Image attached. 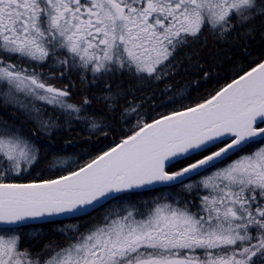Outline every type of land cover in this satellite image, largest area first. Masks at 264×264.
<instances>
[{
    "label": "snow or ice",
    "instance_id": "6c2138e0",
    "mask_svg": "<svg viewBox=\"0 0 264 264\" xmlns=\"http://www.w3.org/2000/svg\"><path fill=\"white\" fill-rule=\"evenodd\" d=\"M257 17L264 0H0V100L42 134L60 127L49 107L101 126L86 95L73 101L58 86L69 72L85 88L103 83L110 110L132 92L114 89L115 77L141 91L165 84L160 105L128 101L120 115L132 127L118 143L83 165L50 167L64 173L55 178L27 179L35 133L0 119V264H264V60L191 105L166 83L206 32L251 33ZM59 216L90 219L58 229L62 242L40 252L23 246L29 221Z\"/></svg>",
    "mask_w": 264,
    "mask_h": 264
},
{
    "label": "trees",
    "instance_id": "16d2710c",
    "mask_svg": "<svg viewBox=\"0 0 264 264\" xmlns=\"http://www.w3.org/2000/svg\"><path fill=\"white\" fill-rule=\"evenodd\" d=\"M193 50L198 55L193 57L191 63L185 61L179 74L173 80L166 82L172 84L175 89L169 95H175L177 98L186 96L187 99H183L181 104L187 105L198 102L229 81L238 68H247L264 60V17H257L254 31L251 33L241 34V31L237 29L225 40H219L206 32L199 42L185 51L191 55ZM197 63L199 67H195ZM205 72L209 76L207 80L204 79ZM111 82L114 89L117 86L125 92L132 89L126 98L119 100V106L115 110H110L102 100L98 99L103 94V83L85 88L81 85L78 76L71 72L58 82V86H67L72 89L73 101L81 99L76 93H83L88 97L91 103L87 112L101 125L98 129H92L86 122L66 118L49 107L46 109V118L51 116L60 127L53 130L50 135H44L23 111L13 105H4L0 100V119L16 124L26 134L35 133L40 155L33 167L24 174L28 180L55 178L64 173L49 171L50 167L83 165L100 152L118 143L132 127L131 123H123L120 115L122 109L128 106V101H135L137 97L151 96L153 105L164 102L159 99L164 95V83L146 85L141 91L126 76L115 77ZM72 85L75 87L72 88ZM181 104L154 108L152 116L178 109ZM152 194L145 191L143 196L147 198ZM138 196L140 197V194H133L131 198H139Z\"/></svg>",
    "mask_w": 264,
    "mask_h": 264
},
{
    "label": "flooded vegetation",
    "instance_id": "af4514ba",
    "mask_svg": "<svg viewBox=\"0 0 264 264\" xmlns=\"http://www.w3.org/2000/svg\"><path fill=\"white\" fill-rule=\"evenodd\" d=\"M98 211L92 212L91 216L98 215ZM89 219L90 216H81L79 218H55L42 222H29L21 229L23 233L22 244L23 246L32 249L34 252H40L46 244L62 242V237L60 236L58 229L74 223L83 224Z\"/></svg>",
    "mask_w": 264,
    "mask_h": 264
},
{
    "label": "water",
    "instance_id": "95a60500",
    "mask_svg": "<svg viewBox=\"0 0 264 264\" xmlns=\"http://www.w3.org/2000/svg\"><path fill=\"white\" fill-rule=\"evenodd\" d=\"M53 218H65L64 216H59V217H53ZM48 220V219H45ZM40 221H44V220H37V221H29V222H40Z\"/></svg>",
    "mask_w": 264,
    "mask_h": 264
},
{
    "label": "rangeland",
    "instance_id": "374dc122",
    "mask_svg": "<svg viewBox=\"0 0 264 264\" xmlns=\"http://www.w3.org/2000/svg\"><path fill=\"white\" fill-rule=\"evenodd\" d=\"M41 71H44V72H46V71H48V69L47 68H43V69H41ZM198 179V178H197ZM133 199V198H132Z\"/></svg>",
    "mask_w": 264,
    "mask_h": 264
}]
</instances>
